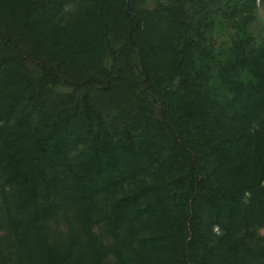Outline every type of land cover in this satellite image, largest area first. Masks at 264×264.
<instances>
[{
	"label": "trees",
	"instance_id": "obj_1",
	"mask_svg": "<svg viewBox=\"0 0 264 264\" xmlns=\"http://www.w3.org/2000/svg\"><path fill=\"white\" fill-rule=\"evenodd\" d=\"M0 264H264V0H0Z\"/></svg>",
	"mask_w": 264,
	"mask_h": 264
}]
</instances>
